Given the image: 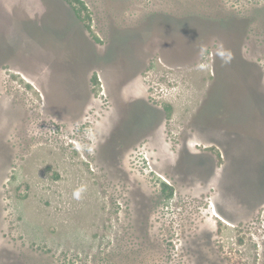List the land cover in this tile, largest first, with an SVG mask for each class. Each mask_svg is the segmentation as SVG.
<instances>
[{"label": "rangeland", "instance_id": "obj_1", "mask_svg": "<svg viewBox=\"0 0 264 264\" xmlns=\"http://www.w3.org/2000/svg\"><path fill=\"white\" fill-rule=\"evenodd\" d=\"M0 264H264V0H0Z\"/></svg>", "mask_w": 264, "mask_h": 264}, {"label": "flooded vegetation", "instance_id": "obj_2", "mask_svg": "<svg viewBox=\"0 0 264 264\" xmlns=\"http://www.w3.org/2000/svg\"><path fill=\"white\" fill-rule=\"evenodd\" d=\"M75 81V83L77 84V82H76V80H74ZM130 79L125 83V84H123V85H119L117 82L116 83H114L115 84V92H117V93H115V94H112V95H114V96H119V97H122V95H124V94H119V92L120 91H124V90H127L128 91V89H129V84H130ZM91 83H92V81H91ZM74 87V90H75V88L77 87V86H73ZM78 88V87H77ZM126 91V93H128ZM121 93H124V92H121ZM112 101V103L114 104V100H111ZM137 103L135 104V106H134V110L135 109H137V114L139 113V114H141V115H144L145 114V108H144V103L142 102V101H140V100H138V101H136ZM140 115V116H141Z\"/></svg>", "mask_w": 264, "mask_h": 264}, {"label": "clouds", "instance_id": "obj_3", "mask_svg": "<svg viewBox=\"0 0 264 264\" xmlns=\"http://www.w3.org/2000/svg\"><path fill=\"white\" fill-rule=\"evenodd\" d=\"M76 195L79 196V191H77Z\"/></svg>", "mask_w": 264, "mask_h": 264}, {"label": "trees", "instance_id": "obj_4", "mask_svg": "<svg viewBox=\"0 0 264 264\" xmlns=\"http://www.w3.org/2000/svg\"><path fill=\"white\" fill-rule=\"evenodd\" d=\"M166 188H168V187H166Z\"/></svg>", "mask_w": 264, "mask_h": 264}]
</instances>
